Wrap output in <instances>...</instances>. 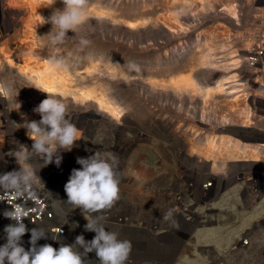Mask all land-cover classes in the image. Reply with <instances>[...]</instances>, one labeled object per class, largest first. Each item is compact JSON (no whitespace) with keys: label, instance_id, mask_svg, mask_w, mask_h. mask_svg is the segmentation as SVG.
<instances>
[{"label":"rangeland","instance_id":"374dc122","mask_svg":"<svg viewBox=\"0 0 264 264\" xmlns=\"http://www.w3.org/2000/svg\"><path fill=\"white\" fill-rule=\"evenodd\" d=\"M27 2L0 0V85L10 89L0 93V174L18 169L9 155L18 145L31 149L26 130L15 124L38 122L33 109L47 98L10 63H22L18 47L30 41L39 63L68 76V90L49 92L81 132L70 152H59V166L30 162L37 183L62 208L73 211L64 187L80 168L77 158L99 153L113 164L119 188V199L102 211L128 219L127 228L101 225L130 241L128 259L264 264V156L228 159L216 151L242 136L252 144L264 140V63H248L264 46V0H84L82 24L56 44L48 21L63 11L62 0H36L31 12ZM172 79L191 85L175 87ZM83 90L103 93L118 114ZM208 147L216 152L203 154ZM78 233L85 241L95 235ZM29 240L21 242L25 250ZM45 244L63 243L37 242Z\"/></svg>","mask_w":264,"mask_h":264},{"label":"clouds","instance_id":"9594fccd","mask_svg":"<svg viewBox=\"0 0 264 264\" xmlns=\"http://www.w3.org/2000/svg\"><path fill=\"white\" fill-rule=\"evenodd\" d=\"M63 11H56L49 18L52 24V43L66 39L69 31L82 24V6L84 0H62ZM46 94L33 112L41 119L17 125L24 128L27 137L32 141L31 149L26 145L9 153L14 157L18 169L0 174V194L23 196L39 179L35 169L31 167L34 158L43 159L44 166L53 161L57 166L61 163L60 151L70 152L81 139L80 130L67 118L68 108L57 94L33 85ZM10 91L0 85V93ZM79 169H73L65 184L64 191L67 204L73 209H80L87 221L84 230L95 233L91 241H85L83 235L75 238L72 245H61L58 249L49 244L37 246V242L46 238L43 229L33 228L30 231L29 250L22 246V237L28 232L24 219L28 212L19 204L11 205L10 211L3 213L6 219L13 221L5 227V243L0 246V264H85V255L94 253L99 264H126L131 252V243L118 238L117 233L107 231L99 221L102 210L110 209L119 199L118 181L115 179L113 164L99 153L88 158H77Z\"/></svg>","mask_w":264,"mask_h":264},{"label":"built area","instance_id":"2783aa9c","mask_svg":"<svg viewBox=\"0 0 264 264\" xmlns=\"http://www.w3.org/2000/svg\"><path fill=\"white\" fill-rule=\"evenodd\" d=\"M264 63V46L258 47L248 57V63L250 66H255L258 63ZM211 183H207L205 187L210 186ZM19 204L27 212L28 216L24 219V224L28 229V232L22 237V241H25L30 237V231L33 228L43 229L46 234L45 239H50L51 243L61 242L65 245H70V241H66L67 238L79 236V231H85V225L87 221L81 214L80 209H72L73 211L68 212L61 207L54 200L51 192L47 187L40 186L37 181L32 188L27 191L23 196L16 197L15 195L0 194V224L4 223L6 226L14 223L13 221L6 219L3 215L5 211L11 210V205ZM94 216L99 215L102 219L99 221L100 224L106 226L120 225V227H128V219H112L108 214L101 211ZM86 232V231H85ZM89 233V232H87ZM5 235V233H3ZM89 238V234L86 236ZM71 243V242H70ZM85 264H99L94 253L84 254ZM126 264H140L131 259H127Z\"/></svg>","mask_w":264,"mask_h":264},{"label":"bare ground","instance_id":"6f19581e","mask_svg":"<svg viewBox=\"0 0 264 264\" xmlns=\"http://www.w3.org/2000/svg\"><path fill=\"white\" fill-rule=\"evenodd\" d=\"M23 1V0H22ZM27 1V0H26ZM36 0L31 1L29 0L28 5L30 12L33 10L32 5H36ZM40 2V0H37ZM47 2V0H46ZM49 2V1H48ZM10 3V2H9ZM15 3V2H14ZM44 4V2H42ZM2 4L0 3V10L3 8L1 6ZM27 6V4H26ZM48 11V10H47ZM233 12V11H232ZM231 12V14H233ZM50 13V12H49ZM53 13V12H52ZM38 16V15H37ZM40 19V18H39ZM33 25V24H32ZM29 27V26H28ZM169 29H172L171 27H168ZM34 30V29H33ZM25 32V31H24ZM30 32V31H29ZM28 33V32H27ZM31 33V32H30ZM31 36V35H30ZM33 36V35H32ZM33 38V37H32ZM31 39V38H30ZM20 40V39H19ZM28 40V38L26 39ZM33 41V40H31ZM20 42V41H19ZM21 44V43H20ZM19 44V45H20ZM17 45V44H16ZM41 46V45H40ZM36 47V46H35ZM16 48V47H15ZM19 49L22 50V52L24 53V59L22 61L21 64H14L13 62H10L11 65L13 67H15L16 69H19L22 73L28 75V77L34 78L38 85L41 86V88H43L46 91H53L56 90L58 91V89L61 87V89L63 88V90H68L69 88H67L66 86L68 84H70L69 79H67L68 76H66V78H64L65 76H61L60 74H57V70L55 71L51 65L47 64V63H43L40 62L39 63V58H38V54L35 53L34 51V47L32 45V43L29 42H22V44L18 47ZM12 52V51H11ZM41 54V53H40ZM9 55V54H8ZM41 56V55H40ZM6 57V54H5ZM9 57V56H8ZM12 61V60H11ZM43 61V60H42ZM53 62V61H52ZM55 62V61H54ZM54 65V64H53ZM63 70V69H62ZM71 79V78H70ZM171 83L175 85V87H180V88H184L186 86L191 85V82L185 80V79H172ZM71 86V85H70ZM224 85L222 83H220V85L218 86L217 89H219L220 91L223 90L222 87ZM69 87V86H68ZM72 88V86H71ZM54 91V92H56ZM81 91V90H80ZM84 91V90H83ZM235 90H230L229 93H233ZM83 93V92H82ZM80 93V95L82 94ZM61 94V93H60ZM84 97L88 98H94V100L96 99V101H98V105L101 108H104L106 110H108L110 113L116 115L118 114V110H116V108H114V105L111 102H107L105 98V95L103 93H100V97H96L95 94H93V92H85L84 91ZM83 97V98H84Z\"/></svg>","mask_w":264,"mask_h":264},{"label":"crops","instance_id":"0c3cea01","mask_svg":"<svg viewBox=\"0 0 264 264\" xmlns=\"http://www.w3.org/2000/svg\"><path fill=\"white\" fill-rule=\"evenodd\" d=\"M243 138H245V136L244 137L242 136L241 140L237 139V142H234V143L232 142L231 144H228V145L226 143H223L221 147L219 146L217 148L216 151L219 150V152L223 153V155H225L228 159L237 158V157H240L241 155L242 156L244 155L241 158H244L246 156V157H252L254 159L260 158L259 155L264 156V150L262 152L260 151L261 148H264V140L260 141L261 143L259 142V143L252 144V143H249L250 141H247L246 139H243ZM211 148L212 147H208L207 149L204 148L205 151L203 152V154H208L214 151V149H211ZM219 152L216 153L217 157L220 156L221 154ZM257 161H260V160L257 159ZM240 162H243V160H241Z\"/></svg>","mask_w":264,"mask_h":264}]
</instances>
